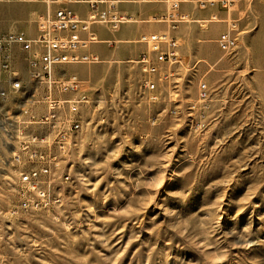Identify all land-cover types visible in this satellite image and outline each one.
Instances as JSON below:
<instances>
[{"label": "rangeland", "instance_id": "374dc122", "mask_svg": "<svg viewBox=\"0 0 264 264\" xmlns=\"http://www.w3.org/2000/svg\"><path fill=\"white\" fill-rule=\"evenodd\" d=\"M236 3L216 7V19L206 8L179 23V62L161 64L170 76L151 75L153 90L142 86L136 60L146 46L138 41L129 43L133 55L55 66L56 78L75 74L88 95L66 152L27 142L48 134L38 122L45 88L28 82L26 54L14 55L25 86L0 84L8 92L0 102V264H264V0ZM41 10L38 1L0 0V30L32 36ZM220 11L238 25L228 52L215 40L226 26ZM151 15L133 19L166 29ZM42 167L49 201L19 208V174Z\"/></svg>", "mask_w": 264, "mask_h": 264}, {"label": "built area", "instance_id": "2783aa9c", "mask_svg": "<svg viewBox=\"0 0 264 264\" xmlns=\"http://www.w3.org/2000/svg\"><path fill=\"white\" fill-rule=\"evenodd\" d=\"M38 1L45 5L43 14L36 19V34L28 36L24 31L0 30V84L8 85L13 90H19L25 83L19 77L15 69L14 55L17 52L26 54L25 61L28 68V82L34 86L43 85L45 94L43 102L45 110L38 122L44 124L48 129L45 136L32 135L28 143L41 142L47 146L55 145L61 152H66L72 143L73 133L81 125L80 120L74 115L78 112L80 104L88 102V95L82 89L80 79L75 74L66 78H56L53 69L58 65L77 63H98L99 56L89 50L91 43L97 42L94 32L90 31L93 24L108 26L116 30L118 25L126 19L123 14L117 12L115 0H22ZM138 2H162L164 12L151 16L152 20L163 22L166 29L161 32L142 34L138 38L146 46L145 52L141 53L136 62L146 77L142 80V86L147 90L155 88V82L150 77L158 74L157 79H165L170 73L161 69V64L171 65L179 62L177 52L178 39L172 35L179 23L190 20L189 14L181 12L182 4L190 3L195 8L205 9L207 7H219L226 11L238 0H137ZM75 2H86L89 12L85 18H80L71 8L65 4ZM52 4H57L54 9ZM97 4H105L106 7L99 9ZM211 19H216L212 14ZM225 28L217 35L216 45L222 52H228L237 45V20H225ZM84 33L85 36H81ZM162 70V71H161ZM78 92L72 98H56L55 92ZM7 90L0 87V102L7 100ZM205 84H199V96L205 97ZM51 109H58V117H51ZM23 115L34 118L28 113V108L21 107ZM22 130H20V133ZM28 146V144H24ZM31 158L41 161H55L53 155L48 153L31 152ZM15 161L19 156L15 155ZM56 165V162L53 163ZM47 168L30 170L19 174V182L22 187L19 192L18 206L21 209L38 208L49 201V190H39L38 175L46 173ZM24 186V187H23ZM33 192L35 197L26 194Z\"/></svg>", "mask_w": 264, "mask_h": 264}, {"label": "crops", "instance_id": "0c3cea01", "mask_svg": "<svg viewBox=\"0 0 264 264\" xmlns=\"http://www.w3.org/2000/svg\"><path fill=\"white\" fill-rule=\"evenodd\" d=\"M115 8L118 13L123 14L125 17H130L131 19H126V22H122L118 25L116 30H111L108 26L102 25V24H93L90 27V31L94 32L97 37V42L91 43L89 46V50L93 53H96L99 56V59L101 55L103 56H127V55H133L135 53V46H132L129 44L130 42H136L138 41V37L142 34H149L154 32H161L165 30H155L150 29L148 26L138 23L135 19L137 18H147L148 16L157 15L159 13L164 12V4L162 2H147L144 4H141L142 2H138L137 0H115ZM41 3V2H40ZM42 4V10L39 14H43L45 12V5ZM237 4V3H236ZM83 7L82 12L78 10V6ZM153 5V6H150ZM159 5L160 7H155ZM186 5V8H183V6ZM235 5V4H234ZM65 6L71 8L80 18H85L89 12V6L86 2H75V3H69L65 4ZM57 7V4H52L51 8L54 9ZM97 7L99 9L106 7L105 4H97ZM193 4L185 3L182 4L180 7L181 12H186L189 15H198V12L200 10L204 9H198L195 8L194 10ZM214 9L211 12H209L207 15L211 16L212 14H215V11L217 10L216 7H207ZM206 9V8H205ZM195 13V14H194ZM221 15H223V18L221 20L225 21L226 17L233 14H229V12L220 11ZM232 13V10H231ZM135 18V19H133ZM155 21V20H153ZM36 23V21H35ZM179 26V25H178ZM225 28V27H224ZM223 28V29H224ZM99 29L107 30L111 33H113L112 37H105L102 36ZM219 30L217 35L223 30ZM35 33H33L32 36L36 34V25H35ZM175 35V32H174ZM81 36H85L84 33H81ZM217 37V36H216ZM216 40V38H215ZM119 42V44L116 45L115 48H112L114 43ZM127 42V43H125ZM139 42V41H138ZM142 43V42H140ZM144 44V43H143ZM145 45V44H144ZM112 48V49H111ZM145 52V51H143ZM141 52V53H143ZM140 53V54H141ZM101 61V59H100Z\"/></svg>", "mask_w": 264, "mask_h": 264}, {"label": "bare ground", "instance_id": "6f19581e", "mask_svg": "<svg viewBox=\"0 0 264 264\" xmlns=\"http://www.w3.org/2000/svg\"><path fill=\"white\" fill-rule=\"evenodd\" d=\"M51 117H58V109H51ZM39 190H46V188H42L39 185Z\"/></svg>", "mask_w": 264, "mask_h": 264}]
</instances>
